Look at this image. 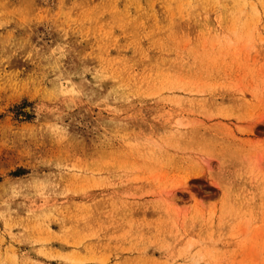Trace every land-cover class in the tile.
Wrapping results in <instances>:
<instances>
[{
  "label": "rangeland",
  "instance_id": "1",
  "mask_svg": "<svg viewBox=\"0 0 264 264\" xmlns=\"http://www.w3.org/2000/svg\"><path fill=\"white\" fill-rule=\"evenodd\" d=\"M0 264H264V0H0Z\"/></svg>",
  "mask_w": 264,
  "mask_h": 264
}]
</instances>
